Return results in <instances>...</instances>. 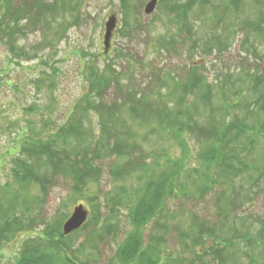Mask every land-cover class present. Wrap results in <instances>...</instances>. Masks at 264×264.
I'll return each instance as SVG.
<instances>
[{"label":"rangeland","instance_id":"obj_1","mask_svg":"<svg viewBox=\"0 0 264 264\" xmlns=\"http://www.w3.org/2000/svg\"><path fill=\"white\" fill-rule=\"evenodd\" d=\"M44 1L47 5L58 8L68 0ZM129 1L133 10V23H138L134 22L138 20L142 24V30L133 32L129 38H124L117 32L113 40V51L129 55L127 62L121 56L118 57L117 52H112L108 59L102 56L103 35L108 18L116 14L118 29L124 25L121 0H82L81 23L75 21L74 14L70 16L65 12L61 13L62 19H57L52 27L42 28L38 23L33 29H24L25 36L18 45L26 49L28 55L25 58L17 59L12 56L8 51L9 44L0 41V197L5 198L9 190L14 195L19 194L18 197L21 198L16 215L21 219L25 216L29 220L27 234L9 242L0 240V264H15L22 241L26 237L40 236L49 227L58 229V225L64 226L74 209L81 204L86 205L89 220L97 217V210L101 211V208L106 215H110L109 209L116 207L115 217L118 218L122 230L117 239L115 232L109 234L107 226H100L104 229V237L95 245L97 240L90 242L92 236H95L94 223L87 224L85 229H79L64 241L66 245L79 250L73 254L75 260L78 264H118L115 260L117 249L132 229L127 214L133 201L127 207L116 202L130 200V196L134 195L133 190L138 189L139 185L136 179L124 182L110 173L116 165V159H111L110 155L99 158L96 163L102 169V176L98 182L89 184L81 191L74 188L73 181L65 179L63 175L53 185L30 184L23 188L16 182L13 174L16 162L28 160V155L34 153L30 147L32 142L51 140L50 138L59 134L58 131L69 119L73 107L88 92V65L96 64L98 69L103 70L108 63H114L116 69L123 73V85L139 92L154 93L152 99L155 105H167L166 110L174 107V95L184 96L186 102L191 104L190 112L196 121L199 120L198 115L204 117L205 104L199 103L198 111L192 106L197 101L191 95L194 74H202L207 82L216 86L211 101L213 107L219 108L223 104V95L217 90L224 87L226 82H230L227 86H233L239 84L237 78L245 79L246 82L248 78L264 73V0H208V4L203 5L198 1L192 10L190 6H186V12L182 7L174 15L165 14L160 3L152 14L147 15L144 9L151 0ZM223 8L227 11H221ZM177 12L182 16L184 14L182 20H185L186 27L178 26L179 22H176L175 17ZM189 27L192 28V34L189 33ZM165 37L175 39L171 49L161 43ZM206 42L211 47L205 51L203 44ZM115 87L106 90L109 101L116 97ZM256 89L259 95L264 93V84L261 87L259 82H254L252 92H256ZM238 114L249 126L256 127L259 121L264 122L263 113L260 114L261 117L245 116L243 111ZM88 121L83 124L90 129L92 140H97L102 134L99 122L94 115ZM156 127L157 124L143 125L139 121L130 120L128 128L136 132L132 141L141 150L138 154H143L150 165L156 164V167L162 169L161 172L167 170L168 159L175 162L184 160L188 169L194 167L202 172L203 161L198 157L203 152L199 144L203 139L202 134L190 136V156H185L169 136L161 138L157 133L149 134ZM247 142V148L236 149V155L243 157L253 167L252 177L245 179L242 184L244 188L239 187L242 181H238L236 185L223 182L221 187L215 185L213 191L202 197L197 192L198 186L204 181L201 175L191 174L184 181L186 185L182 190L185 189V195L178 193V201L170 202L169 205L170 219L162 220L168 230L166 233L164 230L158 233L165 236V244L161 245L164 255L179 253L183 257L180 259L185 260L183 264H200L195 256L199 250L197 247L201 248L200 244L213 248L215 236L227 240L238 233L251 242L240 240V247L224 249L223 256L227 259L224 263L231 264V260L226 257L232 259L231 254L238 248L241 264L249 263L245 254L256 251L259 254L256 258L258 264H264V233H261L264 223V136L255 144ZM53 149L51 146V150ZM230 154L232 152L228 155ZM31 161L32 159L28 163ZM252 179L254 181L246 186L249 183L247 181ZM229 187L235 190L229 191ZM122 188L126 189V194H122ZM240 193L250 199V203L248 200L244 201L247 214L243 215L242 207L237 213H232L230 219H218V202L221 201L224 205V198H236ZM96 197L102 200L101 203L98 200L93 202ZM193 215L199 219L200 224L207 221L208 229L215 233L207 231L204 238L194 237L191 226ZM145 230L140 229V232L150 242V234L144 233ZM186 233L189 237L185 238L183 234ZM204 262L221 264V261L208 257L204 258Z\"/></svg>","mask_w":264,"mask_h":264},{"label":"trees","instance_id":"obj_2","mask_svg":"<svg viewBox=\"0 0 264 264\" xmlns=\"http://www.w3.org/2000/svg\"><path fill=\"white\" fill-rule=\"evenodd\" d=\"M198 1H201L202 5L203 3L208 4V0H189L188 2L160 0V4L163 5L165 14L171 15L182 7L188 12L186 6H190L192 10ZM81 4L82 0H68L64 5L55 8L54 5H47L44 0H1L0 41L9 44L8 51L12 56L17 59L25 58L26 49L18 45L20 39L25 36L24 29H33L38 23L42 28L52 27L57 19H62L61 13L65 12L70 16L74 14L75 21L81 23ZM63 9L65 10L63 11ZM221 11L226 12L227 9L223 8ZM121 12L124 25L121 29H116L115 34L118 32L122 37L129 38L133 32L142 30V24L138 20L134 21L138 23H133V10L129 0H121ZM76 14L77 16H75ZM175 15L176 22H179L178 26L186 27L185 20H182L184 14L182 16L177 12ZM47 17H49L48 21ZM217 20L220 23V20ZM189 33H193L191 27H189ZM174 41V38L165 37L161 43L171 49ZM203 46H205V51L211 47L207 42ZM112 52H117L118 57L121 56L126 62L130 58L129 55L115 50L111 51L104 59H108ZM94 65L87 66L88 92L73 107L69 119L58 131L59 134L50 138L51 140L32 142L30 147L34 153L28 155V160L16 162L17 166L13 171L15 180L23 188L30 184L44 186L45 184H55L59 176L63 175L65 179L73 181L74 188L81 191L89 184L99 181L103 172L96 162L99 158L110 155L111 159L117 161H114L116 165L110 170V173L116 179L124 182L136 179L139 185L138 189L133 190L134 195L130 196V200L124 201V203L116 202L118 205L127 207L133 201L127 214L132 229L118 247L115 260L118 261V264H183L185 260L180 259L183 257L179 253L164 255L161 245L165 244V236H160L158 233L161 230L167 231L168 227L162 224V220L163 218L170 219V202L178 201V193L185 195L183 194L185 189L182 190V188L186 185L185 180H188L191 174L196 173L197 176L201 175L204 178L197 188V192L202 194V197L209 191H213L215 185L221 187L223 182L236 185L238 181H242L239 183V187L244 188L242 184L245 179L252 177L253 167L247 164L243 157L240 158L236 155V149L238 147L245 149L247 148L246 141L255 144L261 136H264V122L259 121L256 127L249 126L238 112L243 111L245 116L249 117L251 115L261 117L262 113L264 115V93L259 95L258 89L256 92H252L254 82H259L263 87L264 78L261 76H264V73L257 74L260 75L258 77L248 78L246 82L245 79L237 78V83L241 86L239 84L227 86L230 82H226L224 87L217 90L223 95L221 98L223 104L219 108L213 107L211 101L214 95L213 89L216 86L207 82L202 74H194L195 80L191 83V95L197 101H195V105L192 103V106L198 111L197 105L199 106L201 102L205 104L203 105L204 117L198 115L199 120L196 121L190 112L191 104L186 102L184 96L174 95L176 97L174 107L166 110L167 105L161 106L159 103L155 105L152 99L155 96L154 93L139 92L123 85L121 79L123 73L116 69L114 63H108L103 70L98 69L96 64ZM1 81L0 75V84ZM114 87L116 88V97L109 101L106 90ZM91 115H94L101 127L102 134L97 140H92L90 129H87L83 124L84 121L89 120ZM130 120L132 122L139 121L143 125L157 124L158 127L152 128L149 134L157 133L161 135V138L169 136L185 156H190V136L202 134L203 139L199 144L203 152L198 156L204 163L201 162L204 167L202 172L194 167L188 169L184 160L175 162L168 159L167 170L164 172H161L162 169L156 167V164L150 165L143 154H138L141 151L139 145L132 141V136L136 132L128 128ZM51 146L54 147L53 150H51ZM20 147L22 148V145ZM229 150L232 152L230 155H228ZM31 159L32 161L28 163ZM253 181L254 179L247 181L249 183H246V186ZM233 190L235 189L229 187V191ZM121 192L126 194V189L122 188ZM18 195H14L9 190L5 198L0 197V240L13 241L14 238L29 232L27 231L29 229L28 218L23 216L21 219L16 215L21 198ZM248 198L241 193L236 198H224V205L221 201L217 204V218L228 220L232 213H237L238 209L242 207L243 215L247 214L244 201L248 200L250 203ZM97 200L100 203L102 201L96 197L93 202ZM84 206L86 208V205ZM112 208L109 209L110 215H106L102 208L101 211L97 210V217H93L87 222L88 225L94 223L93 234L95 236H92L90 242L97 240L98 242H94L95 245H98L104 237V229L100 227L102 225L107 226L109 234L115 232L114 236L117 239L120 236L122 228L118 218L115 217L116 207ZM191 219L194 237L204 238L207 231L215 233L214 230L208 229L207 221H202L200 224L196 216ZM87 224L82 229H85ZM221 225L226 227L223 223ZM57 227L59 228L49 227L40 236L30 237L29 235L26 237L22 241L15 264H78L73 255L77 253L78 249L66 245L64 241L70 236L66 237L63 232L61 233L63 225ZM143 228L147 229L144 233L150 234V242H147L145 234L140 232V229ZM261 233H264V223L261 226ZM237 234L227 240L215 236L213 248H208L203 243L200 244L201 248L197 247L199 250L195 253L197 260L201 262L200 264H211L204 262V258L208 257L214 261H221V264H226L224 262L227 259L223 256L224 249L240 247L241 244L238 243L240 240L251 242ZM183 236L189 237L187 233ZM237 249L231 254L232 259L228 255L226 257L231 260V264H241L238 256L240 252ZM245 256L249 260L248 264H258L256 258L259 257V254L257 251L245 254Z\"/></svg>","mask_w":264,"mask_h":264},{"label":"water","instance_id":"obj_3","mask_svg":"<svg viewBox=\"0 0 264 264\" xmlns=\"http://www.w3.org/2000/svg\"><path fill=\"white\" fill-rule=\"evenodd\" d=\"M158 0H152L145 8V13L150 15L154 12L157 6ZM117 27V18L116 16H112L109 21L106 23V33L104 37V46H105V54L107 55L111 48V41L113 38L114 30ZM88 211L85 209L83 205H80L74 209L72 216L66 221L63 226V234L68 236L75 231L81 229V227L88 220Z\"/></svg>","mask_w":264,"mask_h":264}]
</instances>
